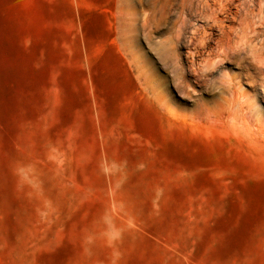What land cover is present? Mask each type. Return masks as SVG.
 <instances>
[{
    "label": "rangeland",
    "instance_id": "rangeland-1",
    "mask_svg": "<svg viewBox=\"0 0 264 264\" xmlns=\"http://www.w3.org/2000/svg\"><path fill=\"white\" fill-rule=\"evenodd\" d=\"M221 2L0 0V264H264V0Z\"/></svg>",
    "mask_w": 264,
    "mask_h": 264
},
{
    "label": "bare ground",
    "instance_id": "bare-ground-1",
    "mask_svg": "<svg viewBox=\"0 0 264 264\" xmlns=\"http://www.w3.org/2000/svg\"><path fill=\"white\" fill-rule=\"evenodd\" d=\"M223 1V0H222ZM226 2H227V0H225ZM228 1H230V0H228ZM220 2H221V0H220ZM226 2H224L223 1V3H222V5H224V3H226ZM229 3V2H228ZM234 3V2H233ZM227 4V3H226ZM225 4V5H226ZM231 5H232V3H230ZM229 4V5H230ZM221 4L219 3V6H220ZM221 5V6H222ZM233 6V5H232ZM224 7H228L227 5L226 6H224ZM230 7V6H229ZM219 8V7H218ZM231 8V7H230ZM223 9H225V8H223ZM222 9V7H221V11L223 10ZM228 9V8H227ZM229 10V9H228ZM225 12H226V10H225ZM229 12H231V11H229ZM226 14H228V13H226ZM232 14V13H231ZM227 16V15H226ZM215 20V19H214ZM217 23V22H216ZM215 23V24H216ZM212 24V23H211ZM214 24V23H213ZM212 24V25H213ZM212 25H211V27H212ZM218 26V25H217ZM221 26V25H220ZM216 27V26H215ZM213 28V27H212ZM212 28H210V26H209V32H207V31H204L203 32V35H201V37H200V41L198 42L199 44L198 45H196L195 47H194V50L191 52V54H190V56L193 58V57H198V56H201L206 50H207V48L209 47V45H210V43L214 40V38H213V33H212ZM218 28V27H217ZM214 29V28H213ZM221 29V27L219 28V30ZM214 32V31H213ZM195 39V38H194ZM193 40V39H192ZM216 41V40H215ZM220 42H218L217 44H219ZM201 65V64H200ZM261 65H263L264 66V64L262 63ZM262 66V67H263ZM258 67V66H257ZM260 67V66H259ZM199 68V67H198ZM201 69V68H200ZM263 72H264V70H263Z\"/></svg>",
    "mask_w": 264,
    "mask_h": 264
}]
</instances>
